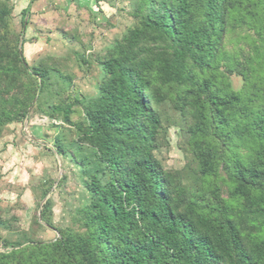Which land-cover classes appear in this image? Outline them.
<instances>
[{
	"label": "trees",
	"instance_id": "obj_1",
	"mask_svg": "<svg viewBox=\"0 0 264 264\" xmlns=\"http://www.w3.org/2000/svg\"><path fill=\"white\" fill-rule=\"evenodd\" d=\"M50 2L30 1L21 33L27 16ZM130 5L133 26L97 61L96 94L70 100V77L19 56L12 8L0 0V137L30 109L73 127L72 152L59 135L53 144L79 167L88 193L76 230L59 229L49 242L25 233L3 239L0 264H264V0ZM233 25L251 32L245 52L226 49ZM157 81L176 89L177 125L194 169L166 171L155 157L169 127ZM48 212L46 202V225Z\"/></svg>",
	"mask_w": 264,
	"mask_h": 264
},
{
	"label": "rangeland",
	"instance_id": "obj_2",
	"mask_svg": "<svg viewBox=\"0 0 264 264\" xmlns=\"http://www.w3.org/2000/svg\"><path fill=\"white\" fill-rule=\"evenodd\" d=\"M7 1L12 8L11 30L20 36L18 50L25 41L22 54L26 64L42 62L70 77V100L96 94L101 76L97 61L121 41L134 23L130 15L132 0H52L42 12L27 16L28 25L21 33V12L31 0ZM227 36L228 51L248 50L247 39L251 32L247 27L233 25ZM81 56L85 57L84 62ZM229 80L234 90L241 87L238 75L232 74ZM154 87L166 98L158 110L169 121L165 123L169 127L155 157L166 171H181L187 165L194 169L177 125L176 89L161 81ZM66 94L62 97L64 101ZM11 98L10 91L4 90V103ZM51 102L56 101L51 99ZM75 110L74 121H81L80 109L75 107ZM57 135L72 152V143L77 139L75 129L31 109L21 123L10 124L3 130L0 137V222L3 224L0 252L3 239L14 241L23 233L31 240L49 242L58 237L59 229H77L73 224L74 214L87 203L88 193L82 185L79 167L56 153L53 143ZM221 188L222 197H226L225 185ZM46 202L49 203L50 225L41 221Z\"/></svg>",
	"mask_w": 264,
	"mask_h": 264
},
{
	"label": "water",
	"instance_id": "obj_3",
	"mask_svg": "<svg viewBox=\"0 0 264 264\" xmlns=\"http://www.w3.org/2000/svg\"><path fill=\"white\" fill-rule=\"evenodd\" d=\"M24 23H26V19L24 20ZM19 56L22 57L21 48H19Z\"/></svg>",
	"mask_w": 264,
	"mask_h": 264
}]
</instances>
